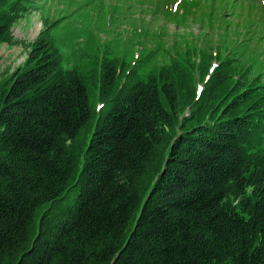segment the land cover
Segmentation results:
<instances>
[{"label":"trees","instance_id":"obj_1","mask_svg":"<svg viewBox=\"0 0 264 264\" xmlns=\"http://www.w3.org/2000/svg\"><path fill=\"white\" fill-rule=\"evenodd\" d=\"M192 1L235 47L200 90L173 60L98 116L48 28L29 43L0 85V264H264V0ZM27 7L0 0V43Z\"/></svg>","mask_w":264,"mask_h":264},{"label":"rangeland","instance_id":"obj_2","mask_svg":"<svg viewBox=\"0 0 264 264\" xmlns=\"http://www.w3.org/2000/svg\"><path fill=\"white\" fill-rule=\"evenodd\" d=\"M23 1L28 7L11 28L12 41L0 43V85L18 67L25 69L29 43L48 28L62 67L78 68L84 77L98 116L111 109L113 96L124 83L144 80L173 60L179 61L175 63L179 71L192 72V82L200 90L204 84L196 63L201 55L217 50L222 55L235 54L234 41L214 35L206 9L192 0ZM229 12L227 8L222 14L233 20ZM260 50L264 59V45ZM217 58L214 55L213 62ZM106 60L114 62L117 72L108 85L101 81ZM248 70L251 78L261 74L258 91L264 96V68L253 65ZM96 123L94 119L91 131ZM91 131L84 134L87 141Z\"/></svg>","mask_w":264,"mask_h":264}]
</instances>
